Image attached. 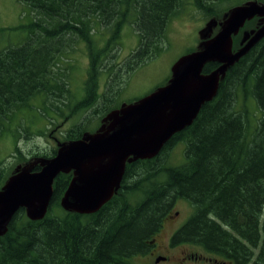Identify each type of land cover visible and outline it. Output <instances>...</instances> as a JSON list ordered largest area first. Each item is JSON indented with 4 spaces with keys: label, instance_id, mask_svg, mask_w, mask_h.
<instances>
[{
    "label": "trees",
    "instance_id": "trees-1",
    "mask_svg": "<svg viewBox=\"0 0 264 264\" xmlns=\"http://www.w3.org/2000/svg\"><path fill=\"white\" fill-rule=\"evenodd\" d=\"M18 1L32 13L22 25L28 35L0 50V136L12 134L15 142L20 136L45 135L49 123L59 126L54 119L63 121L80 109L110 110L111 90L100 93V79L106 75L109 82L114 68H120L117 47L127 24L139 36L137 47L123 60L130 72L162 50L167 24L185 3L217 18L219 8L214 6L229 0ZM255 20H247L245 28H253ZM239 37L233 36L234 49ZM79 41L88 66L83 97L71 106L64 49L72 50L71 43ZM217 65L208 62L203 72ZM217 92L155 157L127 162L119 188L96 212L79 214L60 207L72 174L59 173L45 216L30 220L20 209L0 236V264H132V256L149 251L164 216L181 198L190 202L193 213L173 234L172 244L190 242L234 264H264V38L227 70ZM248 93L260 113L254 127L243 101ZM38 119L47 121L44 128L30 131L24 126ZM85 131L76 125L64 139H78ZM175 142L184 144V160L171 165L162 155ZM14 153L28 160L16 145ZM11 173L0 167V188Z\"/></svg>",
    "mask_w": 264,
    "mask_h": 264
},
{
    "label": "water",
    "instance_id": "water-1",
    "mask_svg": "<svg viewBox=\"0 0 264 264\" xmlns=\"http://www.w3.org/2000/svg\"><path fill=\"white\" fill-rule=\"evenodd\" d=\"M254 17L259 24L244 30L240 47L233 49L232 37ZM199 38L194 50L171 65L165 84L107 112L95 131L57 142L53 156L17 164L0 188V236L20 209L30 220L45 216L59 173H72L59 201L62 209L79 214L99 210L119 188L126 163L155 157L216 96L227 70L264 38V3L245 0L233 5L221 19L210 18ZM208 62L218 65L204 73ZM36 166L40 168L35 170Z\"/></svg>",
    "mask_w": 264,
    "mask_h": 264
},
{
    "label": "rangeland",
    "instance_id": "rangeland-1",
    "mask_svg": "<svg viewBox=\"0 0 264 264\" xmlns=\"http://www.w3.org/2000/svg\"><path fill=\"white\" fill-rule=\"evenodd\" d=\"M245 0H229L218 6H214L217 10L219 8V16L221 19L223 14L231 8L235 3L243 2ZM32 13L29 12L28 7L18 0H0V50L16 45L24 40L28 35L26 29L22 25H27L31 19ZM212 18L204 10L198 9L194 4L185 3L176 16L172 17L166 27L165 37L162 42V50L145 61V63L136 66L133 70L128 72L127 67L124 66L125 60L130 52H132L138 45L139 36L133 27L127 24L120 37L119 50V64L114 68L113 74L109 75L107 82L106 75H102L100 79L99 92L105 94L110 91L108 108L117 107L121 103L129 102L131 100L142 97L152 91L157 86L165 84L166 79L170 77L171 65L183 54L194 50L199 42V31L205 26L208 20ZM216 18V17H215ZM217 27L213 29L215 33ZM242 34H240L241 37ZM72 50L68 49L67 57H69L67 66L68 70L64 69L65 79L68 80V88L72 94L71 106L78 101V98L83 97V84L86 78V70L88 66V59L86 51L82 42L71 43ZM121 62V63H120ZM128 72V73H127ZM75 98H74V97ZM81 97V98H82ZM247 100V101H245ZM247 108L250 111L249 124L254 127L256 124L254 119L260 115L254 98L250 93L243 98ZM242 103V95L237 96V106ZM101 104L100 101L98 105ZM102 105V104H101ZM93 107L80 109L73 115H69L65 120L62 118L54 119V123L59 124L55 127L54 124H48L47 133L45 135H38L36 133L30 136H20L15 142L12 134L5 133L0 136V167L5 171H11L17 163H24L26 160H20L14 156L15 145L21 150L28 160L34 153H50L51 149L57 148V142L63 141L66 131L74 128L76 125H82L83 129L87 131L96 129L100 126L102 118L105 114L95 113ZM98 107V106H96ZM240 107V106H239ZM109 110V111H110ZM54 115V113H49ZM104 115V116H103ZM58 116V115H57ZM103 116V117H102ZM56 117V116H55ZM83 122V123H82ZM45 123L42 119H38L35 123L29 124L24 122V126L28 127L30 131H36L44 128ZM86 127V128H85ZM55 128V129H54ZM252 128V127H251ZM54 129V130H52ZM52 131V132H51ZM167 159L171 165H178L184 160V144L182 142H175L169 150H167L162 158ZM27 160V161H28ZM177 211V214L174 212ZM169 213L173 215L170 218L165 215L162 221V227L155 235L154 249L145 254H137L130 258L132 264H184L181 260V250L184 253L204 254L206 256L216 257L212 253H208L200 246L190 242H178L170 246L168 240L173 232L180 228L193 213V208L190 202L186 199H177L169 209ZM170 246V247H169ZM155 251V254L153 252ZM161 255L167 256L166 261H156ZM185 264H213L206 259L187 260Z\"/></svg>",
    "mask_w": 264,
    "mask_h": 264
},
{
    "label": "flooded vegetation",
    "instance_id": "flooded-vegetation-1",
    "mask_svg": "<svg viewBox=\"0 0 264 264\" xmlns=\"http://www.w3.org/2000/svg\"><path fill=\"white\" fill-rule=\"evenodd\" d=\"M254 18H256V20H255V25H254V27L253 28H256L257 27V25L259 24V22H258V18L257 17H254ZM247 22V21H246ZM246 22L244 23V25L239 29V31H238V33L235 35V36H237L239 33L241 34V33H243V31L244 30H250V29H253V28H245V24H246ZM232 40H233V37H232ZM240 40H241V37H239V39H238V47H240ZM234 44H235V42L234 41H232V48H233V46H234ZM237 47V48H238ZM237 48H235V49H237ZM234 49V48H233ZM204 73H207V72H204ZM169 78H167V80H168ZM218 89H219V87H218ZM218 93V92H217ZM106 114V113H105ZM104 116V115H103ZM102 116V117H103ZM128 163H130V162H128ZM72 174V173H71ZM174 214H177V211H175L174 212ZM166 215H168L170 218H172L173 217V215L172 214H170L169 212H167L166 213ZM162 227V226H161ZM179 229V228H178ZM178 229H176L174 232H173V234L178 230ZM159 232V231H158ZM157 232V233H158ZM156 233V234H157ZM155 234V235H156ZM173 234L170 236V238H169V240H168V245H169V241H170V246H172L173 244H172V236H173ZM155 235H154V237L152 238V240H151V246H150V249H149V252L152 250V249H154V245H157L156 243H155ZM169 246V247H170ZM180 254H181V260H182V262L185 264V263H187V260H199V259H206L207 261H209L210 263H213V264H234V262H232V261H230V260H228V259H226V258H223V257H221V256H219V255H216V254H214V255H216V257H212V256H206V255H204L203 253L201 254H195V253H184L182 250L179 252ZM153 254H155V251L153 252ZM161 257H163L164 259H163V261H166V260H168L169 258L167 257V256H165V255H161Z\"/></svg>",
    "mask_w": 264,
    "mask_h": 264
},
{
    "label": "bare ground",
    "instance_id": "bare-ground-1",
    "mask_svg": "<svg viewBox=\"0 0 264 264\" xmlns=\"http://www.w3.org/2000/svg\"><path fill=\"white\" fill-rule=\"evenodd\" d=\"M52 96V95H51ZM52 99V98H51Z\"/></svg>",
    "mask_w": 264,
    "mask_h": 264
}]
</instances>
